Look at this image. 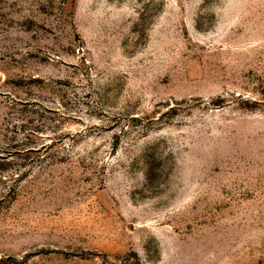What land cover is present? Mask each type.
Instances as JSON below:
<instances>
[{
    "label": "rangeland",
    "instance_id": "rangeland-1",
    "mask_svg": "<svg viewBox=\"0 0 264 264\" xmlns=\"http://www.w3.org/2000/svg\"><path fill=\"white\" fill-rule=\"evenodd\" d=\"M0 264H264V0H0Z\"/></svg>",
    "mask_w": 264,
    "mask_h": 264
}]
</instances>
